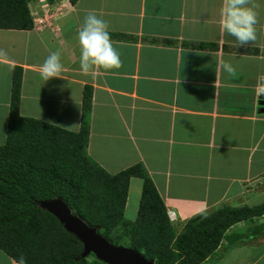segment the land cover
<instances>
[{
    "label": "crops",
    "instance_id": "1",
    "mask_svg": "<svg viewBox=\"0 0 264 264\" xmlns=\"http://www.w3.org/2000/svg\"><path fill=\"white\" fill-rule=\"evenodd\" d=\"M255 3L257 39L243 47L221 29L223 0H62L50 5V28L0 29L1 145L19 68V114L66 131H80L91 90L88 157L108 174L141 166L173 226L221 208L263 207L264 0ZM41 6L29 0L31 14ZM89 12L108 22L119 70H80L78 32ZM54 51L62 78L46 82L39 66ZM142 183L129 180L124 214L133 210V220ZM13 261L0 250V264ZM202 264H264V213L232 226Z\"/></svg>",
    "mask_w": 264,
    "mask_h": 264
},
{
    "label": "trees",
    "instance_id": "2",
    "mask_svg": "<svg viewBox=\"0 0 264 264\" xmlns=\"http://www.w3.org/2000/svg\"><path fill=\"white\" fill-rule=\"evenodd\" d=\"M28 4L0 0V29H32ZM18 69L12 77L6 140L0 146V250L17 264L21 256L26 264H103L93 255L81 258V242L38 206L55 198L111 244L133 249L154 264H202L232 226L264 213V206L221 208L190 218L177 232L141 166L108 174L88 157L91 90L84 89L80 131H66L19 114ZM133 177L142 179V191L135 219L127 220Z\"/></svg>",
    "mask_w": 264,
    "mask_h": 264
},
{
    "label": "clouds",
    "instance_id": "3",
    "mask_svg": "<svg viewBox=\"0 0 264 264\" xmlns=\"http://www.w3.org/2000/svg\"><path fill=\"white\" fill-rule=\"evenodd\" d=\"M57 2L51 3L46 0L49 6ZM257 7L255 0H223L220 20L221 29L228 36L234 37L239 47L253 43L257 39L258 16L255 10ZM78 40L81 49L80 70L85 75L91 74L94 76L96 70L99 69L111 71L122 68V60L120 54L113 47L107 21L89 12L78 32ZM0 56H6V53L0 50ZM220 67L230 75L235 72V68L229 62L222 63ZM63 68L61 53L54 51L50 52L39 66V74L47 82L52 78H62ZM13 264H17V262L13 261ZM18 264H26L23 256L20 257Z\"/></svg>",
    "mask_w": 264,
    "mask_h": 264
},
{
    "label": "water",
    "instance_id": "4",
    "mask_svg": "<svg viewBox=\"0 0 264 264\" xmlns=\"http://www.w3.org/2000/svg\"><path fill=\"white\" fill-rule=\"evenodd\" d=\"M261 105L264 106V99ZM38 206L53 215L67 233L81 242V258L93 255L103 264H154L133 249L111 244L97 232V228L87 226L79 217L73 215L63 200L55 198L41 201Z\"/></svg>",
    "mask_w": 264,
    "mask_h": 264
},
{
    "label": "built area",
    "instance_id": "5",
    "mask_svg": "<svg viewBox=\"0 0 264 264\" xmlns=\"http://www.w3.org/2000/svg\"><path fill=\"white\" fill-rule=\"evenodd\" d=\"M42 6H41V14H31L32 16V23H33V27L36 30H40L42 28H50L51 27V21H52V16L53 14L51 13V8L49 5H47L46 0H38ZM54 17L56 15L60 14V9L58 6H56L54 8ZM168 217L170 219V221L174 220V214L172 212H168Z\"/></svg>",
    "mask_w": 264,
    "mask_h": 264
},
{
    "label": "rangeland",
    "instance_id": "6",
    "mask_svg": "<svg viewBox=\"0 0 264 264\" xmlns=\"http://www.w3.org/2000/svg\"><path fill=\"white\" fill-rule=\"evenodd\" d=\"M34 28V27H33ZM36 30V29H35ZM6 140V139H5ZM0 142H1V140H0ZM2 143H0V145H1ZM133 212V210L131 211V212H129V209H127V211H126V213L124 214V216H125V218L127 219V220H133V218L132 217H130L129 215L131 214ZM175 225V224H174ZM181 226L182 225H175L174 227L176 228V230H177V232H180V231H182V228H181ZM89 260H91V258L89 259Z\"/></svg>",
    "mask_w": 264,
    "mask_h": 264
}]
</instances>
